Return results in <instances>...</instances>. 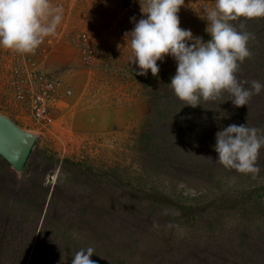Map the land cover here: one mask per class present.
Masks as SVG:
<instances>
[{
  "label": "rangeland",
  "instance_id": "1",
  "mask_svg": "<svg viewBox=\"0 0 264 264\" xmlns=\"http://www.w3.org/2000/svg\"><path fill=\"white\" fill-rule=\"evenodd\" d=\"M52 3L62 6L63 20L56 34L46 38L39 46L40 49H44L48 48L49 42L51 43L46 58L43 55L36 57L37 60L44 61L41 72L48 77H61L70 84L75 94L78 93L80 96H83L84 91L87 93L90 85L93 84L89 82L87 85L89 79L87 78V81L84 78L89 73L91 78L97 76L100 79L101 86L106 85L103 80L107 81V88H104V91L112 90L113 92L129 84L131 91H137L140 86L144 90L142 97L148 105V110L145 115L140 114V118L132 121V124L124 131L91 134L73 131L66 123L67 110L55 122L54 130L42 131L38 130L30 119H26L16 111L13 112L12 109L2 107L3 104L0 105L1 114L16 121L26 131L37 135V141L24 171L19 173L10 167L7 169L0 165V201H2L0 211L6 215L3 223L5 226L12 225L9 227L13 228L15 216H19V223H24L25 235L21 234L19 241L30 245L27 264L32 262L46 264L45 258L50 251L66 252V245H73L76 244L75 241L87 238L89 231L87 228L92 226L84 224L83 220L80 222L83 214L81 210L86 207L103 213L102 216L107 214L108 216L100 219L99 223L106 225L104 222L108 220V224L112 226V215L123 212L121 209L124 205H118L121 204L118 201L120 190L114 189L111 185L107 186L106 183L110 184V181L130 183L140 191L139 195L156 190L165 192L179 190L178 192H182L185 197L187 195L193 197L199 192L215 194L213 187L218 184L222 188L220 193L224 195L232 193L235 180L242 175L235 170L224 168L214 159L213 163L210 161L213 164L211 170L199 166H203L202 158L196 167L189 166L191 164L187 160L181 162L183 158L192 159L190 154L195 147L188 141L192 136H199L198 133L193 134L191 130L192 127L197 129L198 124H191L189 118L184 119L188 120L189 128L187 129L186 126V132L181 136L170 134L173 131L167 132L159 138L160 141H157L156 145L144 139L145 135L151 134L157 128V118L160 115L158 110L163 107V104L155 99V95L172 91L169 85L170 78L176 72V62L171 56H166L163 61H157L160 67L157 76H153L150 70L146 76L137 75V65L131 63L130 43L125 41L124 36L134 27L132 18L135 17L138 21L143 15L141 5H144V0H52ZM213 7L214 0H184L178 13L180 27L191 29L195 36L203 37L205 42L208 41L211 37L205 31L208 24L205 19L206 10ZM78 29L87 33L95 48L96 57L92 66H86L81 57L75 54L73 56L75 61L66 60L65 64L59 63L52 69L48 68V61H53L57 54L53 46L58 41L60 44L66 41L65 38H69L70 41L74 36L67 33H74L73 31ZM70 43L74 45L72 40ZM25 56L27 54L0 48V96L3 97L5 92L10 93L6 85L8 80L12 83L13 66L16 65V60L20 61ZM109 91L106 93L110 94ZM75 94L68 109L77 105L73 103ZM178 110L179 108L176 111ZM176 111L173 117H176ZM187 113H190L189 110L185 111V114ZM228 114L225 112L221 117L227 123L224 124L221 121L222 124L216 127L217 129L226 127L230 123H246L241 119L238 123L236 114H231L229 111ZM168 122L170 123L164 126L173 128V120L169 119ZM247 124L249 127H257L253 117ZM182 126L183 124L177 125V130H181ZM216 128L213 129L212 135L217 132ZM164 139L166 140L163 141ZM196 141L197 137L191 143ZM168 149L167 153L176 154L179 160L170 159V153L165 155L164 150ZM177 165L181 167L182 172H173ZM258 165L261 168L258 175H246L258 183L252 187H257L258 194L264 197V190H262L264 173L259 160ZM204 173H210L211 179H209L210 176H202ZM98 179L100 182H97ZM24 199L25 202L22 201ZM257 216L260 217L259 221L264 223V207L258 210ZM239 223L240 221H231L227 217H222V221H219L218 217L213 222L214 227L209 229L211 233H208V236L201 233L189 240L185 237L187 232L181 222L175 226L171 222L166 224L173 226L174 232L176 229V234L174 232L171 234L165 230L164 225H161V229L155 220L148 221L143 229L145 235L141 238L138 250L142 247H150L152 243L167 242L164 232L171 235L170 240L175 241L176 238L175 242L182 243L181 248L185 250H187V244L205 243L208 237L211 238L209 243L207 241L208 244L214 243L216 246L228 248L234 239L235 226ZM220 227L223 229L222 236L217 235L213 230L217 231ZM251 236L255 246L264 244V235L257 227ZM36 245L40 248H37L36 259H32ZM257 248L261 250L251 252L254 253L252 257L255 259L264 257L263 249ZM155 256L160 257L159 253ZM182 256H187V252H181ZM173 257H175L173 264L186 262V259H180L179 253L173 254ZM220 258L223 256L220 255Z\"/></svg>",
  "mask_w": 264,
  "mask_h": 264
},
{
  "label": "trees",
  "instance_id": "2",
  "mask_svg": "<svg viewBox=\"0 0 264 264\" xmlns=\"http://www.w3.org/2000/svg\"><path fill=\"white\" fill-rule=\"evenodd\" d=\"M235 24L239 30L252 34L248 43L251 55L240 64L237 77L240 80L251 82L255 79L264 83V18L244 20L243 28L239 27V22H235ZM155 99L163 104L162 109L160 107L158 110L160 113L157 118L158 126L152 131V135H145L144 139L146 142L151 141L153 145H156L155 143L160 141L159 138L167 132L173 131L170 134L181 136L186 132L188 123V120L184 119L189 118L191 124H198L197 129L191 128L192 133L199 134V136H192L188 141L195 147L190 154L192 159L183 158L181 160V162L189 161L191 164L189 166L196 167L202 158L203 166L199 165L201 168L207 170L213 168L212 160L216 159L217 153L212 147L215 144V135H212V131L221 126V121L224 124L227 123L221 118L225 112L228 114L229 111L231 114H236L238 123L240 119L248 122L253 117L256 128L264 129V91L258 95H253L248 104L241 108H235L230 100L227 101L229 99L227 94L223 99L201 101V105L195 108L185 106L173 91H164L163 94L157 93ZM177 108H179L178 111H176ZM188 110L190 113L187 115L185 111ZM174 111H176V117L172 116ZM169 119L174 122L173 128L164 126V124L170 123L168 122ZM180 124H183L182 129L177 130V125ZM218 130L220 129H215V131ZM196 137L197 141L191 143ZM167 151L169 149L164 150L165 155L170 153V159H178L176 154L167 153ZM258 160L263 166L262 172L264 173V148L260 150ZM1 164L10 169L9 165L0 158ZM180 169L181 167L177 165L173 172H182ZM202 176H210L209 179L212 177L210 173H204ZM246 176V174L238 176V180L234 182L232 193L225 195L220 193L222 188L218 184V186L213 187L216 191L215 194L209 195L211 193L199 192L193 197L191 195L185 197L182 192H178L179 190L165 192L156 189L152 193L147 192L139 195L138 192L140 191L130 183L110 181V184L106 183L107 186L111 185L114 189L120 190L118 201L121 204L118 205H124L121 209L123 212L112 215L111 226L108 224V220L104 222L106 225H102V222L99 223L100 219L108 216L107 214L102 216L103 213L90 207L82 209L83 214L80 222L83 220L84 224L92 226L91 229L87 228L89 229L88 237L84 240L75 241L76 244L66 245V252L55 251L53 253L50 251L48 257L45 258L47 259L46 264H71L75 252L89 246L94 248V255L90 259L96 261V264H173L175 257L172 258V255L176 253H179L181 260L186 259L184 264H264V257L255 259L252 257L254 253H251L261 250L257 247L262 248L264 252V244L255 246L251 238L256 227L264 235V223H261L260 217L257 216L258 210L264 207V197L258 194L257 187H252L258 183ZM97 182H100L99 179ZM262 190H264V186ZM209 191L212 192V190ZM22 201L25 202V199ZM5 216V213L0 211V264H27L30 245H26L24 241H19L21 234L22 236L25 235L24 223H19V216H15L13 228L9 227L12 225L5 226L3 223ZM218 217L219 221H222V217H227L231 221H240L235 226L234 239L232 237L233 240L228 248L216 246L211 243L212 241L211 244H208L211 239L208 237L205 243L187 244V250H185L181 248L182 243L175 242L176 238L175 241L170 240L171 235L164 232L165 238L168 240L165 242L166 244L152 243L154 248L150 246L138 250L141 245V238L145 235L143 229L148 221L155 220L161 229V225H164L165 230L171 234L174 232L173 226L181 222L187 232L185 237L192 240L201 233V235L208 236V233H211L209 229L214 227L213 222ZM168 222H171L173 226L166 225ZM213 230L217 235L222 236L223 229L221 227L217 231ZM174 234H176V229ZM35 247V252L31 256L32 259H36L37 248H40L37 245ZM157 247L159 248L156 249ZM183 251L187 252V256L181 257ZM158 253L159 258L155 256ZM220 255L223 258H220ZM29 264H33V262ZM42 264L45 263L42 262Z\"/></svg>",
  "mask_w": 264,
  "mask_h": 264
},
{
  "label": "clouds",
  "instance_id": "3",
  "mask_svg": "<svg viewBox=\"0 0 264 264\" xmlns=\"http://www.w3.org/2000/svg\"><path fill=\"white\" fill-rule=\"evenodd\" d=\"M183 4L184 0H144L143 15L138 21L132 18L134 27L124 36L136 74L146 76L150 70L157 76V61L171 56L176 72L169 85L185 106L195 108L201 101L223 99L225 94L235 108L246 106L253 95L264 91V83L238 79L240 64L251 55L252 34L233 22L243 28L244 20L264 18V0H214V7L206 10L205 31L211 37L206 42L180 27ZM62 20L63 8L52 0H0V48L32 53L56 34ZM212 147L215 160L224 168L256 176L261 171L258 157L264 148V129L249 127L247 121L229 124L215 133ZM93 255V247L81 248L71 264H96L90 259Z\"/></svg>",
  "mask_w": 264,
  "mask_h": 264
},
{
  "label": "built area",
  "instance_id": "4",
  "mask_svg": "<svg viewBox=\"0 0 264 264\" xmlns=\"http://www.w3.org/2000/svg\"><path fill=\"white\" fill-rule=\"evenodd\" d=\"M78 43L82 62L92 66L96 51L86 33L79 34L75 39ZM51 43L47 47H39L28 53L20 61L16 60L13 69L14 77L8 80V91L0 96V105L12 109L26 119L34 122L38 130H54L55 122L64 115L71 105L74 89L61 77H48L42 73L41 66L44 61L37 60V56H48ZM14 65V64H13ZM12 92V93H11ZM5 98V99H4Z\"/></svg>",
  "mask_w": 264,
  "mask_h": 264
},
{
  "label": "crops",
  "instance_id": "5",
  "mask_svg": "<svg viewBox=\"0 0 264 264\" xmlns=\"http://www.w3.org/2000/svg\"><path fill=\"white\" fill-rule=\"evenodd\" d=\"M73 32L67 34L74 36L71 38L74 45L70 43L69 38H65L66 41L61 42V44L58 41L53 46L57 54L53 61H48V68L52 69L59 63L65 64L66 60L73 62L75 54L80 56L78 43H75L74 39L80 33H85V31L78 29ZM90 74L84 76L86 80L89 79L87 85H89V82H93L89 87V91L87 93L84 91L83 96L74 93L73 103L75 105L77 103V105L66 111V123L73 131L91 134L124 131L132 124V121L140 118V114L141 116L146 114L148 105L142 97L143 88L141 89L138 86L139 91H131L129 84L127 87H120L113 92L108 90L110 93L108 94L106 93L108 91H104V88H107V81L103 80L106 85L101 86L99 84L100 79L97 76L91 78Z\"/></svg>",
  "mask_w": 264,
  "mask_h": 264
},
{
  "label": "water",
  "instance_id": "6",
  "mask_svg": "<svg viewBox=\"0 0 264 264\" xmlns=\"http://www.w3.org/2000/svg\"><path fill=\"white\" fill-rule=\"evenodd\" d=\"M37 141V135L0 113V158L15 172H22Z\"/></svg>",
  "mask_w": 264,
  "mask_h": 264
}]
</instances>
